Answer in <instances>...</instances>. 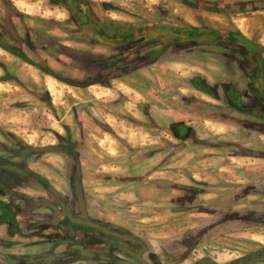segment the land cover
<instances>
[{
	"label": "crops",
	"instance_id": "1",
	"mask_svg": "<svg viewBox=\"0 0 264 264\" xmlns=\"http://www.w3.org/2000/svg\"><path fill=\"white\" fill-rule=\"evenodd\" d=\"M72 1L0 0V264H264V121L232 95L263 105L264 83L249 71H264V33L254 42L232 26L188 21L219 34L128 49L119 29L72 24ZM211 11L199 21L222 12ZM112 25L137 37L150 24ZM231 32L259 55L239 53L225 41ZM58 34L79 40L85 78L50 62ZM31 45L56 76L19 56L31 57ZM40 81L46 95L21 91ZM60 84L80 91L64 119L51 89ZM33 101L57 122L48 131L22 117Z\"/></svg>",
	"mask_w": 264,
	"mask_h": 264
},
{
	"label": "rangeland",
	"instance_id": "2",
	"mask_svg": "<svg viewBox=\"0 0 264 264\" xmlns=\"http://www.w3.org/2000/svg\"><path fill=\"white\" fill-rule=\"evenodd\" d=\"M250 1L254 2L255 5H246V2ZM89 3L93 7L92 11L96 12L95 15L97 20L100 22H105L106 24L121 22L133 24L134 26L138 23H144L156 27L181 26V28H183L185 26H191L190 23H187L188 21L199 25H207L210 24V19V22L213 21L212 24H215L216 26H232L235 29L238 28V30H242L243 33L251 38L254 42L258 39V34L261 35L264 33V9L258 10V7L260 6L258 4L264 6V0H89ZM209 3L216 4V6L212 7L213 5H207ZM105 5H108V8ZM216 7H218V10ZM212 9L214 11L222 12L216 14L208 13V15H204L207 20L199 21L200 12L205 10L210 12ZM219 17H221V19H218ZM75 38V36L72 37L70 35L58 34L56 36L58 43L57 47L62 48L57 49L56 51L57 57L55 58H57V61H55V59L50 61L48 55L44 52L41 53V56L43 57L39 58L40 61L36 58V56H32V60H37L44 64L49 63V61L53 64L55 63L53 66H57L56 68L58 69V74L60 73L64 76L80 80L85 78L82 76L85 74V72L82 70L83 65L81 64V57L83 56V53L81 50L77 49L82 45L79 44V40H76ZM205 38L207 37L205 36L202 40ZM178 40L181 41L180 39ZM65 41H67L69 44H73L74 49L66 50L63 45H60ZM81 42L91 43L90 36L83 37ZM83 47H86V45H83ZM3 57L4 56H2L0 52V59ZM1 76L2 75H0V78ZM20 85H22L21 91L24 93H30L35 90H41L40 92L43 93V90H46L45 88H47L45 83L42 81L37 83L22 82ZM243 88H246V86L244 85ZM51 89L58 100V107L59 110H61V113L58 114L60 119H64L65 115L62 114H64V109L68 100L72 101L73 103H78L79 107V90L65 87L64 84L58 85L57 89H53L52 86ZM44 92L45 93L43 94L46 95L47 91ZM32 99L34 98L31 97V100ZM9 101L10 105L14 104L12 98L9 99ZM4 103H6V101L3 100L2 102L0 97V104L4 105ZM21 115L28 125H30L29 122L33 123L34 120H38L41 124L40 127L34 128V126L30 125L34 130L37 131H48L50 125L52 126L57 124V122L52 117V113H50L48 106H44L43 104L41 105L35 101H33L30 106H27V108H24L23 111H21ZM247 117L252 119L250 116ZM43 138L44 136H42V141L44 140Z\"/></svg>",
	"mask_w": 264,
	"mask_h": 264
},
{
	"label": "flooded vegetation",
	"instance_id": "3",
	"mask_svg": "<svg viewBox=\"0 0 264 264\" xmlns=\"http://www.w3.org/2000/svg\"><path fill=\"white\" fill-rule=\"evenodd\" d=\"M105 6L108 8V5H105ZM91 7L92 6L90 5V3L85 1V0H73L71 3V8H70V19H71L70 22L74 25L77 24V26L82 24L95 33L98 32V33L106 34L108 36L109 35L111 36V30L113 28L119 29L120 33L123 32L124 37L127 38V39H125V43L129 44L128 49H131V48L134 49V48H136L137 45L142 44L144 42H148L150 40H151L150 42H156L157 41L158 43H160L162 45L169 44L175 39H177V40L180 39L181 40L179 42L180 44L182 42H184L185 44H193V42H195V44H196V41H198V42L201 41L205 36L210 37V42L214 39V37H216L214 35V33H209V32H206L204 30H199L201 32H204V34H202V35H196V34L193 35L194 33L191 32V30H190V29H192L191 26H186V27H183V29L176 31V30H174V28L165 27V26L156 27L153 25H147L146 27L145 26L144 27L139 26V29L145 30V35L143 34L142 36L135 37L134 31L132 30L131 26L115 25L114 27H112L113 26L112 24H111V26H106L108 24H106L105 22L98 21L94 11H92L93 7L92 8ZM136 27H138V26H136ZM149 30L151 33L149 32ZM222 36L223 35H221V37ZM141 38H143V41L138 42V39H141ZM205 40H206V38H205ZM225 41L227 43L228 42L231 43L232 46L236 45L238 52L242 53L244 56H248L249 54H250V56H252V52L259 55L260 51H259V47L256 45V43H254L253 41L249 42L244 37H242L241 34H239L238 32L228 33L226 35ZM29 43L25 42V44H28V45H29ZM29 48H30V50H29L30 54L32 56H36V58L39 59L40 56L32 48V45ZM12 53L16 54L15 51H12ZM19 53H18L19 56L23 60H25L26 62H28L30 64H33V60L31 58L32 56L29 57L28 55H26L25 52H22V51H19ZM249 60H250V58H249ZM39 61H40V59H39ZM39 61L36 60L34 63H37L36 66H38V68H40L43 72H46V73L54 75V76L57 75L56 72H54V71L52 72V70L50 69V67L48 66L47 63L44 64V63H40ZM249 62H254V61H252V59H251ZM254 64L255 63L251 64L252 69L249 71L250 72L249 75L251 77L253 76V77L261 78L263 83H264V71H263V69H261L260 65H258L259 67H258V70L256 73V71H253V70H254V67H256L257 65H254ZM242 69L244 71V67ZM258 88L259 87L256 88L257 92L259 91ZM233 90H236L237 93L239 92L237 89H233ZM234 92L235 91H232V95H233V100H234L236 105L242 104L243 109L244 110L246 109L249 113L253 112L255 109H258L259 112L262 114V116H264V103L261 106L255 105L254 103H256V102H254V101L250 102V103L243 104V102L242 103L240 102L241 97H239L237 95V93H234ZM261 92H264V88H262ZM261 119L264 121V118H261ZM152 258H153L152 256H147L146 259L152 260ZM139 259L142 263L146 262L145 258L141 257Z\"/></svg>",
	"mask_w": 264,
	"mask_h": 264
},
{
	"label": "trees",
	"instance_id": "4",
	"mask_svg": "<svg viewBox=\"0 0 264 264\" xmlns=\"http://www.w3.org/2000/svg\"><path fill=\"white\" fill-rule=\"evenodd\" d=\"M191 30V32H193L192 34L193 35H202V34H204V32H201V31H199V30H197V29H194V28H192V29H190ZM211 33H215V34H219V32L218 31H210ZM209 32V33H210Z\"/></svg>",
	"mask_w": 264,
	"mask_h": 264
},
{
	"label": "water",
	"instance_id": "5",
	"mask_svg": "<svg viewBox=\"0 0 264 264\" xmlns=\"http://www.w3.org/2000/svg\"><path fill=\"white\" fill-rule=\"evenodd\" d=\"M262 117L264 118V116H262ZM96 226H97L98 228H102V226H100V225H99V226H98V225H96ZM106 232H108V231H106Z\"/></svg>",
	"mask_w": 264,
	"mask_h": 264
}]
</instances>
